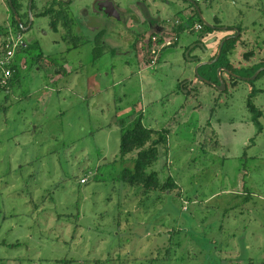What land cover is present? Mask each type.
Segmentation results:
<instances>
[{
  "label": "rangeland",
  "instance_id": "rangeland-1",
  "mask_svg": "<svg viewBox=\"0 0 264 264\" xmlns=\"http://www.w3.org/2000/svg\"><path fill=\"white\" fill-rule=\"evenodd\" d=\"M45 1H57L69 19L89 10L82 33L74 20L71 34L58 22V46L71 48L57 56L60 34L37 14ZM116 1L136 7L126 25L96 16L94 0H34V25L22 32L28 67L10 92L0 87V264H264V69L236 85L220 66L196 72L211 47L200 45L198 18L151 63L149 36L168 39L191 3ZM197 5L208 23L240 31L232 73L253 77L264 67L249 75L264 62V0ZM12 12L0 0V24ZM37 40L50 62L38 58ZM61 56L71 60L68 76L52 69ZM249 99L263 112L261 131ZM139 114L168 129L152 169L176 189L146 195L120 179L133 167L119 155L121 131Z\"/></svg>",
  "mask_w": 264,
  "mask_h": 264
},
{
  "label": "trees",
  "instance_id": "trees-1",
  "mask_svg": "<svg viewBox=\"0 0 264 264\" xmlns=\"http://www.w3.org/2000/svg\"><path fill=\"white\" fill-rule=\"evenodd\" d=\"M56 3V2H55ZM198 4V2H196ZM13 5L16 8L17 12L19 11V7L16 4V1L13 0ZM51 10H55L54 7H51ZM191 15L189 16L188 20H180L179 23H176L173 27V32L177 38V40L170 46H175L177 44V41L179 39L180 33L187 29L189 25L186 23L190 19H199V23L203 25V28L201 29V35H207L208 33H212L214 30L208 26H206L201 19L199 18L197 10L194 8L191 11ZM62 19L63 25L69 29V33L71 34L72 31V24L73 19L68 18V14H63L58 16V20L52 22V25L56 27L59 20ZM7 28H11L15 32H21L20 26L17 22V19L14 16V13L12 12L11 16V22L10 24H7L6 22L0 24V35L3 34L2 32L6 30ZM232 29V27H229ZM236 33V32H235ZM156 33H152L151 36H149V45H152V37L155 36ZM240 37V36H239ZM162 39H159L158 41H161ZM239 40L238 37L232 36L230 39L226 40L221 55L216 63L212 64L215 68L218 66L220 67H226L228 70L234 72L233 66L229 60V56L232 54L233 49L236 46L237 41ZM29 44L26 42L25 47H20L17 50L18 54H24L26 56V61H24V66L28 67L29 64ZM169 47V46H167ZM167 47H164L161 49L160 53ZM217 54V52H216ZM215 55L210 57V59L215 58ZM252 52H245L244 56L246 58H249ZM38 58H45L42 56V53L38 54ZM97 56V55H96ZM39 60V59H38ZM41 61V60H40ZM39 64V63H37ZM264 66V62L260 63L256 68L252 70L249 75L253 74L259 67ZM17 68V71L14 75V77L11 79L10 84L6 87H1L5 91L10 92L12 86L15 85L16 82H19L21 78V71L18 65L15 66ZM204 75V74H202ZM248 75V76H249ZM209 78V77H208ZM212 80V78H209ZM231 83L233 85H236L238 80L235 77L230 76ZM213 81V80H212ZM183 88H186L185 85H183ZM187 89V88H186ZM253 94V91L251 95ZM247 107L249 111L253 114L252 120L258 125L259 130L261 131L263 129V126L260 122V118L263 114L262 110L259 109L254 103L251 102V100H248ZM142 114H139L133 122V125L130 128H123L121 131V139H120V147H119V155L120 157L125 159H130L133 161V167H125L122 172L120 179L126 183L129 184L132 187H139L141 188V193L143 194H149L152 192H166L171 191L173 189H176L178 187L177 182L172 177H168L164 180L160 178V175L158 171L152 169V167L156 164L160 157V148L166 147L168 144V129L166 127L161 128H155L150 127L146 124H144L142 120ZM125 119H122L120 124H124ZM86 177V176H85ZM85 177H82L83 179ZM88 178V177H86Z\"/></svg>",
  "mask_w": 264,
  "mask_h": 264
},
{
  "label": "built area",
  "instance_id": "built-area-1",
  "mask_svg": "<svg viewBox=\"0 0 264 264\" xmlns=\"http://www.w3.org/2000/svg\"><path fill=\"white\" fill-rule=\"evenodd\" d=\"M194 1L199 2L201 0ZM179 22L180 19L176 21V23ZM202 28L203 25L199 22L195 23L193 26L195 30H201ZM2 33L3 34L0 35V86L6 87L10 84L11 79L17 71L15 66L18 65L19 68L25 67L24 64H19L16 53L20 47L26 46V40L22 32H15L11 28H7ZM156 39V36L152 37V45L149 48L151 63H156L161 49L172 45L177 40L174 32L168 39L166 37L161 41H158L159 39L156 41Z\"/></svg>",
  "mask_w": 264,
  "mask_h": 264
},
{
  "label": "flooded vegetation",
  "instance_id": "flooded-vegetation-1",
  "mask_svg": "<svg viewBox=\"0 0 264 264\" xmlns=\"http://www.w3.org/2000/svg\"><path fill=\"white\" fill-rule=\"evenodd\" d=\"M55 2H57V1H52V3H49L48 1H45V3L42 2L43 4L40 3V7H39V9H41V10L37 11V14H41L40 16H45L47 18V20L49 22V27H50L51 31H53V32H55L54 29H56V28L52 25V22L57 21L58 20V16L63 15L64 13L67 14L66 11H63V6L54 7V6H56L55 5L56 4ZM16 4L19 7L18 13H19L20 18H21V20L23 22L24 27H27L29 25L30 19L32 18V23H31V25L29 26V29H28V30H31L32 27H33V25H34V17L35 16L32 13H30V10H29L30 0H17L16 1ZM52 4H53V7L55 9L54 11H51L49 9ZM33 5H34V0H32V3H31V11H32V8L34 7ZM62 5H64V3ZM98 5H99V3L97 2L94 5V7H93V11H94L95 15L96 16L100 15V17H104V14L107 15L104 12V9H100ZM116 7L117 8H119V7L122 8L121 4L118 3L117 1H116ZM193 9H194V7H193L192 4L189 6L188 9L186 8V12L188 11L187 14H189V16L191 15V11ZM9 11H10V9H9ZM21 11H23L22 14H21ZM127 13H128V15H132L133 14V12L132 11H129V10L127 11ZM127 13H126V11L123 10V11L120 12L119 15L114 14L113 16H110V17H113L114 19L117 18L119 20H125L124 21V25H126V19L124 18V15L127 14ZM146 15L148 16L147 19H149L150 18V15L149 14H146ZM23 17L24 18L26 17L27 20L24 21L23 20ZM7 18H9V16ZM150 19H152V18H150ZM59 22H62V19H60ZM143 22H145L144 19H143ZM7 24H10V22L7 21ZM146 24H148V23H146ZM150 24H151V26L148 24L150 26V29H155L157 27V25H158L156 23L153 24L152 22H150ZM56 27H57V25H56ZM232 28H234V27L232 26ZM76 32H79V31L76 30ZM235 32H236V30H234V33H232V35H235L236 34ZM42 33H44V35H47V32L44 29H42ZM55 33H57L58 35L60 34V37H61V41L60 42H55V45H56L57 48H55L54 53L57 56V55H60L59 53H62V52L65 51L63 48L60 49L59 46H58L60 43H63L64 44V41H63L64 40L63 39L64 34L59 33L57 31ZM36 43H37V46L40 48L39 50L42 53V56L45 57V59H47V63L50 62L49 61V58H46V57H48V55L45 56V53L42 51V46L38 42V40L36 41ZM64 60H65V58L61 56L60 59L57 61V64H59V65L54 66L52 69H55L56 68V72L59 73L60 70H61L60 69V65H61V63L64 62ZM26 68H27V65H26Z\"/></svg>",
  "mask_w": 264,
  "mask_h": 264
},
{
  "label": "water",
  "instance_id": "water-1",
  "mask_svg": "<svg viewBox=\"0 0 264 264\" xmlns=\"http://www.w3.org/2000/svg\"><path fill=\"white\" fill-rule=\"evenodd\" d=\"M8 1H9V5H10V7H11V10L13 11L14 16H15V18L17 19V22H18V24H19V26H20V30H21V32H26V31H28L29 26H30L31 23H32V18L30 19V23H29V25H28L27 27H24L23 22H22V20H21V18H20V15H19V13L17 12V10L15 9V7H14V5H13V0H8ZM188 1H189V2L193 5V7L197 10L198 15H199V18L202 19L201 21H202L206 26H208V27L212 28L213 30H215V28H217V27H216L215 25H212V24L208 23V22L204 19V17L202 16L201 10H200V8L198 7L197 3H196L194 0H188ZM61 2H64V3H70L71 0H61ZM97 2L99 3V5H98L99 8H100V9H104V12H105L108 16H113L114 14L119 15L120 12L123 11L122 8H120V7L117 8V7H116V0H94L93 7H94V5H95ZM31 3H32V0H30V7H29L30 13H32V11H31ZM223 28H224L225 30H227L229 27H223ZM235 30H236V29H235ZM236 32H238V34H239L240 31L237 29ZM239 35H240V34H239ZM232 36L236 37V36H237V33H236L235 35H232V34L227 35L226 37H224V38L220 41V44H219V46H218V50H217V54H216L215 58H213V59H209V60H200V57H198V58L196 59V60L199 59V62L197 63V65H196V67H195L196 72H198V68H199L200 66L204 65V64H214V63L219 59V57H220V55H221L222 48H223V45H224L225 41L228 40V39H230ZM200 40H203V37H202ZM200 45L203 46L204 43H202V41H201ZM193 46H194V45H193ZM188 53H189V51H187L186 54L188 55ZM263 69H264V67H262L259 71H257V73H255V75H254L253 77H242V76H238V75L232 73V71H231L230 75H232V76L235 77V78H240V79H245V80H250V79H251V80H252V79H254V78L258 75V73H259L261 70H263ZM221 70L228 71V69H227L226 67H219V72H220ZM201 78L204 79V77H201ZM204 80H205V79H204ZM208 82H209V83H212L211 81H208ZM219 86H223V88H225V82H224L222 79L220 80V85H219Z\"/></svg>",
  "mask_w": 264,
  "mask_h": 264
},
{
  "label": "crops",
  "instance_id": "crops-1",
  "mask_svg": "<svg viewBox=\"0 0 264 264\" xmlns=\"http://www.w3.org/2000/svg\"><path fill=\"white\" fill-rule=\"evenodd\" d=\"M123 8V10L124 11H131V10H133L134 12H137V10H136V7H132V6H129L127 9L125 8V7H122ZM126 9V10H125ZM84 11H86V12H84ZM89 10H82L81 12V14L79 15V13L77 14V15H74L73 14V20H74V22L76 23V26H77V31H79V32H81L82 33V25H81V22L83 23V20L84 21H87L86 19L88 18L89 19V14L87 13ZM92 15H90V18H92L91 17ZM127 14H125L124 15V18L127 20ZM88 22V21H87ZM89 25H91L90 23H89ZM219 25H222V24H218V25H215L217 28H215V33H216V35L214 34V31L212 32V33H208L207 35H203L202 37H203V40H208V43L211 45V47L209 48V52H208V54L206 55L207 57H204V55L202 56H200V60H208V58L209 57H212L213 55H215L216 54V52H217V50H218V46H219V44H220V41L224 38V37H226L227 35H230V34H232V33H234V28H232V29H230V28H228L227 30H225L224 28H222L221 26H219ZM160 26V24H158L157 25V27H156V29L157 30H162V27H159ZM159 30V31H160ZM221 31H225V32H221ZM85 37H86V35H84ZM93 40H95L94 38H92ZM66 41H69V40H66ZM88 41H90L89 40V38H88ZM202 41V40H201ZM68 43V42H67ZM69 43H71V44H76L75 42H73V41H69ZM174 46V45H173ZM170 47V46H169ZM69 48H71V46H68V47H66V48H63L64 50H67V49H69ZM165 50V49H164ZM163 50V51H164ZM160 54V53H159ZM161 54H162V52H161ZM139 57L140 58H142V56L139 54ZM143 59V58H142ZM210 59V58H209ZM67 60V61H66ZM160 60V55H158V59H157V61H159ZM69 61H71L70 59H65L64 60V64L63 63H61V65H60V72L59 73H63L64 75H70L69 73L71 72L70 71V69H69ZM197 62H199V59H198V61ZM75 66V65H74ZM95 75V74H94ZM58 76H59V74H58ZM262 116H263V114H262ZM261 116V117H262Z\"/></svg>",
  "mask_w": 264,
  "mask_h": 264
}]
</instances>
